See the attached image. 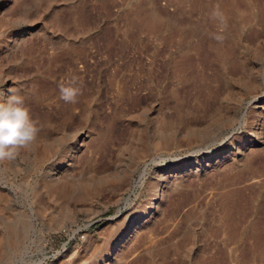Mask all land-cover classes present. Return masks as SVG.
<instances>
[{
    "label": "rangeland",
    "instance_id": "374dc122",
    "mask_svg": "<svg viewBox=\"0 0 264 264\" xmlns=\"http://www.w3.org/2000/svg\"><path fill=\"white\" fill-rule=\"evenodd\" d=\"M11 95L52 150L0 158V264H99L139 221L110 264H264V0H0Z\"/></svg>",
    "mask_w": 264,
    "mask_h": 264
},
{
    "label": "bare ground",
    "instance_id": "6f19581e",
    "mask_svg": "<svg viewBox=\"0 0 264 264\" xmlns=\"http://www.w3.org/2000/svg\"><path fill=\"white\" fill-rule=\"evenodd\" d=\"M10 9V8H9ZM225 21V20H224ZM245 70V69H244ZM252 75V74H251ZM254 81V80H253ZM253 87V86H252ZM262 104H264V101L262 102ZM259 106V105H258ZM263 106V105H261ZM264 108V106L262 107ZM226 117V116H225ZM164 124V123H163ZM166 126V125H165ZM164 127V126H163ZM260 134V133H259ZM85 135H83L81 137V140L79 143V145L76 148H73L71 151L72 155H76L79 151H81V149L83 148V146L85 145ZM38 139V137H37ZM44 139V138H43ZM50 140V139H49ZM43 141V140H42ZM40 142V141H39ZM45 142V141H44ZM163 144V143H162ZM40 144L38 143V141H33V143L28 146V147H19L16 149V151L18 150H22L24 151L21 152L23 154H27L28 156L30 155H35L36 159L38 160H42L44 159L46 156L49 155V153L52 150V145L50 147V144L48 143H43L42 142V147H40ZM155 147V146H154ZM19 152V151H18ZM69 153V152H68ZM25 154V155H26ZM69 157V156H68ZM71 157V156H70ZM27 159V157H26ZM71 159V158H70ZM63 162V161H62ZM210 163L213 162V158H210ZM226 162V161H225ZM5 163V162H4ZM10 164V163H9ZM73 164L72 161L67 160L66 163L62 166V164H59V166L56 168L54 167V169L51 170L50 175L47 176L48 179L47 184H45L43 186V188L41 189V191H43V194L46 196L48 201L54 202L56 203H61V199H62V203L68 199V197H70V194L73 192V189L75 187L74 183V177H75V172L73 170ZM208 166V165H207ZM200 169L204 168L203 164H201V166H199ZM74 173V174H73ZM179 171L175 174H178ZM86 174V173H85ZM80 175V174H79ZM95 175V174H94ZM175 176V175H174ZM76 182V180H75ZM88 183V182H87ZM86 187V186H85ZM87 190V189H86ZM160 192V191H159ZM40 194V193H39ZM37 195V194H36ZM37 200V199H36ZM152 201V200H151ZM39 202V201H37ZM46 202V201H45ZM36 203V202H35ZM157 203H150V207H148L149 209L147 210V216L151 217L153 216V212L154 210H156V205ZM41 205V204H40ZM39 205V207H40ZM148 205V206H149ZM38 207V206H37ZM42 207V206H41ZM0 208H1V199H0ZM41 209V208H40ZM39 209V210H40ZM1 210V209H0ZM3 210V208H2ZM4 211V210H3ZM6 211V210H5ZM42 211V209L40 210V212ZM144 211V210H143ZM2 212V211H1ZM144 213V212H143ZM145 213V214H146ZM143 221H139L137 223H133L131 225L130 223H126L125 225H122L121 227H119L115 233L116 235V239L115 241L110 245V248L108 250V252L106 254H101L100 258H99V264H110V262H112L114 260V257L117 255L116 253L133 237L135 236V234L142 228ZM115 227V225H114ZM135 240V239H134ZM107 244V243H106ZM2 245V244H1ZM2 247V246H1ZM105 250V249H104ZM119 257V256H118ZM117 259V258H116ZM119 259V258H118ZM122 260V259H121ZM117 261V260H116ZM117 263V262H116ZM115 263V264H116ZM78 264V263H77ZM98 264V263H97Z\"/></svg>",
    "mask_w": 264,
    "mask_h": 264
},
{
    "label": "clouds",
    "instance_id": "9594fccd",
    "mask_svg": "<svg viewBox=\"0 0 264 264\" xmlns=\"http://www.w3.org/2000/svg\"><path fill=\"white\" fill-rule=\"evenodd\" d=\"M61 95L66 102H71L76 90L69 95L67 89L62 88ZM37 131L24 96L11 95L6 103L0 104V158H11L17 148L30 146Z\"/></svg>",
    "mask_w": 264,
    "mask_h": 264
}]
</instances>
